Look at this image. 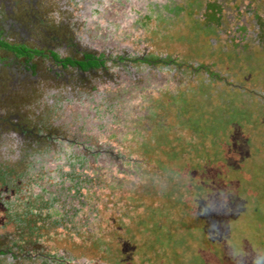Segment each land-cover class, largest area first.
<instances>
[{"label": "rangeland", "instance_id": "rangeland-1", "mask_svg": "<svg viewBox=\"0 0 264 264\" xmlns=\"http://www.w3.org/2000/svg\"><path fill=\"white\" fill-rule=\"evenodd\" d=\"M13 1L103 62L18 88L0 264H264V0Z\"/></svg>", "mask_w": 264, "mask_h": 264}, {"label": "flooded vegetation", "instance_id": "flooded-vegetation-1", "mask_svg": "<svg viewBox=\"0 0 264 264\" xmlns=\"http://www.w3.org/2000/svg\"><path fill=\"white\" fill-rule=\"evenodd\" d=\"M20 2L0 0V133L3 130V132L19 133L21 135L26 132L24 120L28 112H24L22 107L17 105L16 94L18 88L22 86L23 82L34 76L37 77L40 72L42 73V68H47V72L55 75L59 71V64L62 67L70 64L64 63L65 59L69 58L58 56L57 50L54 48L57 38L48 36V33H46L47 39H45V42L39 30L33 31V29H30L29 26L34 22L29 23L20 14L22 13V11H19L20 8L23 7L24 9L25 7L20 5ZM238 8L239 6L235 7L234 11ZM246 13L249 15V20H252L249 21L250 23L241 19V22L236 20L235 23L239 22L238 27H242V22H244L245 31L250 33V30L254 28V18L251 10H247ZM235 14L239 15L237 12ZM235 27L237 28V26ZM248 28L249 30H246ZM251 32L255 34L254 30ZM215 33H217V30ZM229 38H232V36H229ZM83 57L85 58L86 55ZM42 59L45 61L43 65L40 62ZM72 64L77 67L76 63ZM78 69L79 71L89 70L80 67Z\"/></svg>", "mask_w": 264, "mask_h": 264}, {"label": "trees", "instance_id": "trees-1", "mask_svg": "<svg viewBox=\"0 0 264 264\" xmlns=\"http://www.w3.org/2000/svg\"><path fill=\"white\" fill-rule=\"evenodd\" d=\"M87 57V58H86ZM86 57L83 60H71V59H65L64 63H76L81 69H92L96 68L97 66H100L103 62L102 59H98L96 57H93L92 55H86Z\"/></svg>", "mask_w": 264, "mask_h": 264}]
</instances>
